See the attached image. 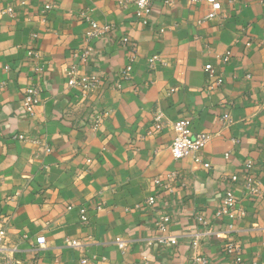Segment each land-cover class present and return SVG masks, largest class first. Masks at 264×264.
I'll return each instance as SVG.
<instances>
[{
  "label": "crops",
  "instance_id": "crops-1",
  "mask_svg": "<svg viewBox=\"0 0 264 264\" xmlns=\"http://www.w3.org/2000/svg\"><path fill=\"white\" fill-rule=\"evenodd\" d=\"M134 1L0 0L13 9L0 16V218L13 256L20 264H237L226 250L234 243L239 264H264V199L244 188L250 176L264 194V0L223 3L214 20L203 2L153 0L145 23ZM90 21L112 29L91 44L82 71L101 86L84 94L67 87L65 71ZM31 84L40 93L29 118L22 101ZM180 119L209 136L196 161L170 154ZM228 193L238 217L216 220ZM161 216L170 220L164 232L155 226Z\"/></svg>",
  "mask_w": 264,
  "mask_h": 264
},
{
  "label": "built area",
  "instance_id": "built-area-1",
  "mask_svg": "<svg viewBox=\"0 0 264 264\" xmlns=\"http://www.w3.org/2000/svg\"><path fill=\"white\" fill-rule=\"evenodd\" d=\"M190 3L196 4L203 2L210 8V12L207 14V20H214L219 17V12L221 11L222 4L228 3L232 4L239 0H188ZM154 1L153 0H135L134 4L136 7V17L141 19L143 23H145V16L148 14L151 5ZM173 0H163L162 4L165 6H170ZM46 10L49 7L45 8ZM13 12L12 8L0 9V16L9 15L11 16ZM112 26L110 25H100L95 21L89 22V30L85 35V44L84 46L78 50L74 54V59H76L72 65L66 68L65 74L67 78V87L70 89H78L80 88L84 94L92 92L101 86V80L99 77L93 75H86L82 71V67L86 64L89 56L92 52V42L97 40L98 38L107 35L110 33ZM228 55V54H227ZM29 58H36L37 53L30 51L27 53ZM134 57L133 55L130 58V64L125 68L124 72L122 73V79L127 80L130 77L132 71V61ZM157 57H152L149 60V64L153 67ZM206 71L211 70V66H205ZM43 71L41 66H36L34 72L39 74ZM222 80L219 78L216 81V85H220ZM40 87L36 84H31L30 86L26 87L24 91V97L22 101V111L26 114L27 117L31 118L34 116V109L39 103V96ZM226 119V117H224ZM154 128L161 129L162 128V114L157 113L154 117ZM172 131H173V139L171 145L169 147L170 154L172 158L176 161L182 160L185 158H192L193 160L198 159L199 153L202 151L204 145L209 140V136L203 133L194 134L191 127V120L190 119H180L175 121L172 124ZM13 138H17L19 140H24L23 136H14ZM225 158H228L225 155ZM251 166L250 161L245 162V167L249 169ZM174 175H168L167 179H173ZM231 182H235L237 178L232 176ZM156 184H159V180L155 181ZM260 183L258 180L253 179L250 176H246L244 181V188L249 196H253L259 199H264V194L260 190L259 187ZM167 190L171 193L172 190L167 188ZM148 203L153 202V198H149ZM238 200L231 194L228 193L223 198L220 207L216 211L214 215V219L220 220L224 217L228 218L230 221L237 219L239 210L237 208ZM80 221L82 224L87 223V218L85 217L84 210H80ZM201 224L206 225V222L203 219H198ZM170 223L169 217L161 216L159 220L156 222L155 226L157 231L164 232L166 230L167 224ZM9 223L8 219L0 218V260L6 261V264H20L18 261L15 260L13 256V252L16 251L14 248H10V244L8 241L9 236ZM228 229H232V225H228ZM219 236L220 234H216ZM158 242L168 243L171 245H176L177 241L175 238L172 237H157L154 238ZM44 237L36 238V244L38 247H42L44 245ZM69 247L76 248L79 247L80 244L76 241H69L67 243ZM114 245L118 248L120 252L124 249V242L122 240H115ZM226 250L229 254L235 257V262L237 264L240 263V253L241 250L238 246L234 243H229L226 247ZM83 262H86L85 260ZM196 264H209L208 260L204 257H198L196 259Z\"/></svg>",
  "mask_w": 264,
  "mask_h": 264
},
{
  "label": "rangeland",
  "instance_id": "rangeland-1",
  "mask_svg": "<svg viewBox=\"0 0 264 264\" xmlns=\"http://www.w3.org/2000/svg\"><path fill=\"white\" fill-rule=\"evenodd\" d=\"M0 264H6V261H1V260H0Z\"/></svg>",
  "mask_w": 264,
  "mask_h": 264
}]
</instances>
